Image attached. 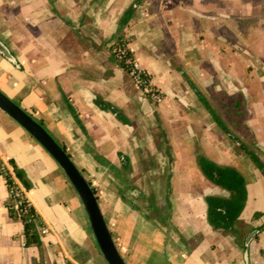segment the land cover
Returning a JSON list of instances; mask_svg holds the SVG:
<instances>
[{
    "label": "crops",
    "instance_id": "1",
    "mask_svg": "<svg viewBox=\"0 0 264 264\" xmlns=\"http://www.w3.org/2000/svg\"><path fill=\"white\" fill-rule=\"evenodd\" d=\"M129 5V0H0V38L20 65L0 53V89L51 133L95 186L128 264H264V175L253 167L244 172L248 199L237 232L213 229L205 197L228 192L204 176L197 158L203 154L227 165L237 160L229 144L217 140L214 113L201 109L188 83L181 82L179 89L180 68L214 110L204 86L216 90L213 100L217 94L227 100L239 97L244 110L243 115L241 109L234 111L241 115L239 130L249 128L264 160V61L254 53L248 57L242 43L239 49L232 47L226 23L222 31L212 32V41L204 36L196 18L210 12L205 5L193 7L195 14L185 19L179 18V0H142L119 31ZM188 28L197 29L192 44L188 33H180ZM121 34L164 94L156 108L111 54ZM244 39L254 51L263 49L260 41L249 44ZM168 42L173 43L169 51L164 50ZM98 98L118 107L127 122L101 108ZM155 116L162 120L159 142L151 137ZM11 158L31 180L25 195L48 229L41 231L46 264H104L87 213L64 170L0 109V159L6 163ZM152 164L157 177L148 168ZM160 181L163 191L146 189L147 183ZM8 196L0 174V264H33L40 250L25 246L23 223L10 217ZM141 198L144 205L138 203ZM153 211L160 214L153 217ZM259 226L247 261L246 236Z\"/></svg>",
    "mask_w": 264,
    "mask_h": 264
},
{
    "label": "trees",
    "instance_id": "2",
    "mask_svg": "<svg viewBox=\"0 0 264 264\" xmlns=\"http://www.w3.org/2000/svg\"><path fill=\"white\" fill-rule=\"evenodd\" d=\"M142 0H136L140 2ZM135 7L129 6L127 10L123 13L122 17L119 20V31H122L123 28L130 22L133 18ZM117 46H122L127 50V53L130 57H135L130 48L126 44L124 35L121 34L115 42L111 45V50L113 56L116 55L113 53V48ZM117 58V57H116ZM119 60V59H118ZM119 64L127 68V65L123 60H119ZM197 95L203 100L206 107L214 113L216 122L220 127L229 134L235 141L238 142L243 152L250 158L255 168L259 169L260 172L264 175V160L260 157L259 153L256 150L251 149L248 144L240 139V137L232 131L228 126L225 120L212 108L207 100L203 97L202 92L195 87ZM232 102L227 104L223 102V105L226 106L229 113L228 121L231 125L237 127L242 125L241 115L234 114V111L239 112L241 109V114L243 115V108H241L242 102L239 97L233 96ZM96 103L103 109H108L115 113L117 117L123 121L127 122L126 117L122 111L113 105L110 102L98 98ZM257 149V147H256ZM199 169L202 173L215 185L226 190L228 195H207L205 201L207 203V222L212 226L213 229H223L229 230L231 232H237V223L240 221L242 212L245 209L247 199H248V180L243 172L237 169L234 166L230 165H221L217 162L211 160L206 155H199L197 158ZM124 169L128 170L129 159L125 156ZM115 169V167H110ZM82 171V170H81ZM83 172V171H82ZM84 173V172H83ZM120 173V172H119ZM0 174L6 181L9 196L7 199L8 212L11 218L21 219L24 230L25 246H36L40 250V256L34 258L33 264H46L45 257L42 253V237H41V227L44 225L41 217L36 211L33 205L29 206L26 210L19 212L17 210L18 198L15 196V192L18 189L30 190L32 188V182L28 178L27 173L23 167H21L15 159L11 158L6 163L0 159ZM92 185L95 193L96 188L89 180ZM260 213H256L255 216H258ZM147 218H150L149 214H146ZM259 230H262V226L257 227ZM253 230V229H250ZM250 232V231H249ZM67 264H74L71 261H67Z\"/></svg>",
    "mask_w": 264,
    "mask_h": 264
},
{
    "label": "rangeland",
    "instance_id": "3",
    "mask_svg": "<svg viewBox=\"0 0 264 264\" xmlns=\"http://www.w3.org/2000/svg\"><path fill=\"white\" fill-rule=\"evenodd\" d=\"M130 5L129 6H136V0H129ZM169 2L172 0H168ZM203 5L209 7L211 10L210 12L205 15V17H197L196 18V25L199 26L200 28L203 29V35L208 36L210 41H212V32H218L219 30L222 31V25L223 23H226V25H229V29L232 32V47L238 48L240 43H242V46L248 47L249 52L247 53V56L250 57L251 53H254L259 56L260 59L264 61V0H179V18L184 17L185 19H189L193 14H195L194 8H200L203 7ZM183 9V11H182ZM185 15H184V14ZM184 15V16H183ZM210 15V18H208ZM212 16V17H211ZM216 17V19L213 18ZM223 17H226L224 19ZM219 19V20H218ZM221 20V21H220ZM165 23V22H164ZM154 26L156 23H153ZM188 25V24H187ZM216 27V29H215ZM212 29H215L216 31H213ZM153 32L155 31V28L152 29ZM212 30V31H209ZM197 32V29H191L188 28L183 29V31H180L181 34L184 35V33H188L189 37V42L188 43H193L195 42V37L192 33ZM199 32V31H198ZM239 34H242V36L239 38ZM197 34H195L196 36ZM217 37V36H216ZM247 40V43L251 44L255 40H258L262 44V48L260 51L259 49L254 51L253 48H251L250 45H245L243 42H245V38ZM118 38V37H117ZM166 39V37H165ZM229 40V38H227ZM238 39V40H237ZM126 40V39H125ZM218 42H222V39H216ZM164 44V43H162ZM168 46L166 47L164 44V50L169 51L171 42L166 43ZM239 49V48H238ZM112 54V50H111ZM235 56L238 55L237 52L234 54ZM113 56V54H112ZM115 60L119 63L118 58L113 56ZM178 60V59H177ZM249 60V59H248ZM250 63V61H248ZM180 66V65H179ZM128 71V68H126ZM129 72V71H128ZM186 73V72H185ZM181 82L188 83L187 87L190 89V96H197V93L195 91V87L198 88V84L195 83L194 81H190L187 77H183L181 75V69L179 68V89L181 88ZM194 82V83H193ZM205 88V94L210 97V102L213 104V106L216 109V112L225 120V122L228 124V126L232 129L233 132H235L240 139L245 141L248 146L256 150V144L255 140L253 138V135L251 134L249 128L245 127L244 125L240 128L237 129L236 126L231 125V123L228 121V115H227V109L222 108L224 107L223 102H226L227 104H230L232 101L225 99L223 95L217 94L216 100H213L211 95L216 91H214L211 87L208 88V86H204ZM158 93L160 97L163 99L164 94L160 92L158 89ZM147 95V94H145ZM149 99L153 102V106L155 108L159 106L161 101L156 100L155 98L147 95ZM215 96V94H214ZM214 101V102H213ZM213 102V103H212ZM203 100L199 97L197 99V104L200 105L201 109H206V106L203 104ZM189 107L194 108L192 106V102H189ZM161 118L160 117H153L151 120V137L153 138L154 141L159 142L161 140L162 135L160 134V128L161 127ZM216 134H217V140L219 138L223 139L225 142L229 144L230 151L233 153L234 157L237 160V164L230 165L234 166L237 169H243V173L251 172L252 167L255 168L254 164L250 160V158L243 152L242 148L238 144L237 141H235L229 134H227L221 127L220 125L216 122ZM146 153L149 157L150 151L146 150ZM240 163V164H239ZM221 165H227L226 163H222ZM149 169L151 168L153 171L152 176L157 177L159 176V172L156 171L157 167L152 164L148 167ZM247 170V172H246ZM242 171V170H240ZM205 176V175H204ZM206 177V176H205ZM207 178V177H206ZM208 179V178H207ZM209 180V179H208ZM210 181V180H209ZM211 182V181H210ZM141 186L144 184L140 182ZM157 185L153 186V183H147L146 189H151L152 191H162L164 190V183L162 181L155 183ZM159 194V193H158ZM157 194V195H158ZM139 204L144 205L145 200L144 198H141L138 201ZM160 214L159 211H153L152 216L157 217ZM101 252V251H100ZM106 261V260H105ZM104 264H108L107 262H102Z\"/></svg>",
    "mask_w": 264,
    "mask_h": 264
},
{
    "label": "water",
    "instance_id": "4",
    "mask_svg": "<svg viewBox=\"0 0 264 264\" xmlns=\"http://www.w3.org/2000/svg\"><path fill=\"white\" fill-rule=\"evenodd\" d=\"M0 53L17 67L20 66L15 55L1 38ZM0 109L5 111L24 129H26L50 153V155L64 170L82 202L96 242L106 262L108 264H128L112 235L111 229L100 206L98 196L96 195L86 175L74 162L69 153L39 121H37L30 113L11 99L1 89ZM258 232L259 229H254L246 236L244 256L247 261L249 257V245Z\"/></svg>",
    "mask_w": 264,
    "mask_h": 264
},
{
    "label": "built area",
    "instance_id": "5",
    "mask_svg": "<svg viewBox=\"0 0 264 264\" xmlns=\"http://www.w3.org/2000/svg\"><path fill=\"white\" fill-rule=\"evenodd\" d=\"M113 53L119 60H123L125 62L131 78L144 94H147L158 101H162V98L158 93V89L152 82L149 72L142 66L141 62L137 58L130 57L127 50L122 46L114 47ZM15 196L18 198L16 207L19 212L26 210L29 206H31L30 200L25 195V190L18 189L15 192ZM41 231L47 232L48 229L42 227Z\"/></svg>",
    "mask_w": 264,
    "mask_h": 264
}]
</instances>
